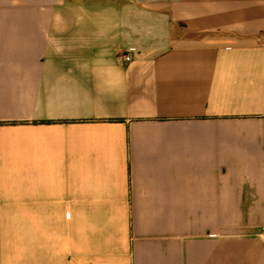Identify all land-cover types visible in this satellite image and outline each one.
<instances>
[{"label":"crops","instance_id":"1","mask_svg":"<svg viewBox=\"0 0 264 264\" xmlns=\"http://www.w3.org/2000/svg\"><path fill=\"white\" fill-rule=\"evenodd\" d=\"M263 227L264 0H0V264H264Z\"/></svg>","mask_w":264,"mask_h":264},{"label":"built area","instance_id":"2","mask_svg":"<svg viewBox=\"0 0 264 264\" xmlns=\"http://www.w3.org/2000/svg\"><path fill=\"white\" fill-rule=\"evenodd\" d=\"M132 61V54H131V52L129 51V52H124V53H122L121 55H120V62L122 63V64H128V63H130ZM261 235L263 236V238H264V227L262 228V230H261Z\"/></svg>","mask_w":264,"mask_h":264}]
</instances>
